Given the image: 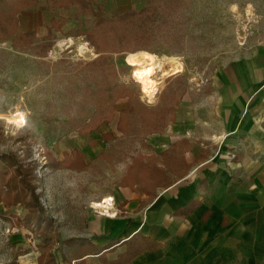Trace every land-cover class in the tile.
I'll return each instance as SVG.
<instances>
[{
	"label": "rangeland",
	"instance_id": "obj_1",
	"mask_svg": "<svg viewBox=\"0 0 264 264\" xmlns=\"http://www.w3.org/2000/svg\"><path fill=\"white\" fill-rule=\"evenodd\" d=\"M16 1L0 0V7L6 9ZM179 2L169 34L154 43L151 52H139L160 66L152 77L158 85L151 95L142 93L131 77L134 54L95 55L82 36L67 34L89 30L99 18L138 10L150 0H97L103 11H96L94 17L79 14L74 7L52 9L38 0L35 7L21 11L18 32L34 30L41 38L47 34L50 17L66 19L61 31L53 32L55 43L47 56L41 57L35 49L19 50L10 39L0 41V154H13L23 167L35 164L39 201L53 228L62 232L50 250L56 260L62 257L69 264L76 260L78 247L64 241L78 235L77 230L85 232L86 214L102 215L92 204L113 197L137 156L151 153L149 136L116 132L125 93L131 91L143 104L155 106L165 79L176 74L186 79L185 101L179 103L186 108L206 94L219 68L264 47V0ZM173 61L180 70L169 71ZM107 132L115 136L105 143L100 138ZM74 150L87 164L83 172L68 170ZM50 159L58 161V169L47 166ZM121 206L118 214L123 216ZM24 214L20 204L11 208L0 204L3 264L14 263L29 249L41 254L37 236L17 226L14 217L22 219Z\"/></svg>",
	"mask_w": 264,
	"mask_h": 264
},
{
	"label": "crops",
	"instance_id": "obj_2",
	"mask_svg": "<svg viewBox=\"0 0 264 264\" xmlns=\"http://www.w3.org/2000/svg\"><path fill=\"white\" fill-rule=\"evenodd\" d=\"M208 90L189 107L178 105L174 121L146 141L147 155L176 146L180 165L169 184L151 198L125 184L110 197L123 216L86 214L85 232L73 239L96 251L77 250L76 264L113 263L135 234L159 247L129 264H264V47L219 68ZM38 256L29 249L11 264H38Z\"/></svg>",
	"mask_w": 264,
	"mask_h": 264
},
{
	"label": "trees",
	"instance_id": "obj_3",
	"mask_svg": "<svg viewBox=\"0 0 264 264\" xmlns=\"http://www.w3.org/2000/svg\"><path fill=\"white\" fill-rule=\"evenodd\" d=\"M44 1L52 9L65 10L74 7L79 14L89 17H94L96 11H103L97 0ZM37 2L38 0H17L6 9L0 7V41L10 39L15 48L35 49L36 54L39 53L41 57H46L55 43L53 32H60L66 19L56 20L51 17L48 21L47 34L41 38L36 37L34 30L18 32V17L21 11L35 7ZM150 2V5L138 10L129 9L122 14L109 16V18H99L89 30L67 34L72 38L82 36L88 47L99 56L135 54L140 51L151 52L154 43L171 31L172 20L180 9V2L179 0H168L167 2L150 0ZM186 87V79L180 75H170L165 79V85L158 93L155 106L143 104L131 91H127L125 105L119 110L115 123L116 132L122 136L134 131L144 133L146 136L161 134L174 121L176 107L184 97ZM208 92L207 88L205 93ZM114 136V133L107 132L102 134L100 139L107 143L112 141ZM175 147L172 145L167 150L154 155H138L127 170L122 186L125 184L131 187L140 185L143 192L151 198L157 187L169 184L168 173L175 172L180 165L174 163L172 159ZM73 156L74 161L69 163L68 170L83 172L87 167L83 156L76 150L73 151ZM48 162L47 166L50 169H58V161L50 159ZM35 171V164L23 167L13 154H0V204L5 208H11L17 204L23 206L24 217L14 218L18 227L28 229L39 239L42 252L37 257L38 264H56L50 250L56 243L54 238L58 235V230L53 228L51 219L46 215V210L39 201L41 194L36 191L41 186ZM188 213L186 208L178 211L180 215ZM64 243L71 247L75 245L78 247L77 250L82 252L87 248L95 250L89 242L84 243L81 240H66ZM121 243L126 246V250L110 264H129L134 256L159 247L158 244L149 242L146 237L139 234ZM104 250H110V246L101 248L97 252L102 253Z\"/></svg>",
	"mask_w": 264,
	"mask_h": 264
},
{
	"label": "bare ground",
	"instance_id": "obj_4",
	"mask_svg": "<svg viewBox=\"0 0 264 264\" xmlns=\"http://www.w3.org/2000/svg\"><path fill=\"white\" fill-rule=\"evenodd\" d=\"M131 66H133L131 77H133L134 80H136L139 83V85H141L143 90V92L142 90L141 92L151 95L158 85V81L152 79V77L155 75L156 68L160 67L156 62V60L152 59L151 57L143 53H137L134 54L133 58L131 59ZM180 69L181 66L173 61L169 71L175 72ZM111 202H112L111 198L105 197L103 198V200H100V202H94L92 206L95 209L98 208L99 210L100 209L104 210L105 211L104 214L109 215L110 213L109 207L111 206Z\"/></svg>",
	"mask_w": 264,
	"mask_h": 264
},
{
	"label": "built area",
	"instance_id": "obj_5",
	"mask_svg": "<svg viewBox=\"0 0 264 264\" xmlns=\"http://www.w3.org/2000/svg\"><path fill=\"white\" fill-rule=\"evenodd\" d=\"M232 157H231V159H233L234 158V155H231ZM112 199V198H111ZM113 203H114V200L112 199V202H111V206L109 207L110 209H109V212H111L110 213V215L111 216H116V215H118L117 214V212L115 211H112V209L111 208H113L114 206H113ZM98 209V208H97ZM99 210V209H98ZM100 211V214H102V215H105V216H107L106 214H104L105 213V211L104 210H99ZM71 264H76V260H72V262H71Z\"/></svg>",
	"mask_w": 264,
	"mask_h": 264
}]
</instances>
